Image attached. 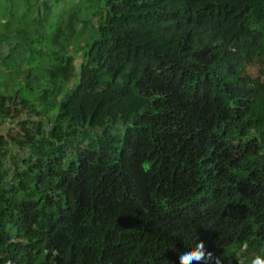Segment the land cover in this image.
Segmentation results:
<instances>
[{"label": "trees", "instance_id": "16d2710c", "mask_svg": "<svg viewBox=\"0 0 264 264\" xmlns=\"http://www.w3.org/2000/svg\"><path fill=\"white\" fill-rule=\"evenodd\" d=\"M59 1L0 0V123L36 119L0 134V264L264 256V0H85L64 24Z\"/></svg>", "mask_w": 264, "mask_h": 264}, {"label": "rangeland", "instance_id": "374dc122", "mask_svg": "<svg viewBox=\"0 0 264 264\" xmlns=\"http://www.w3.org/2000/svg\"><path fill=\"white\" fill-rule=\"evenodd\" d=\"M85 3H86V5H85ZM90 4L88 3V1H85V0H61L57 3L56 6H54L53 14L60 16L61 19L59 21H61V23L64 24L63 22L66 21V18L70 14V12L73 11L75 9V7L79 6L81 8L79 18L86 19V17L88 15L85 16V13L90 11V9H91ZM91 21L94 22L95 17H91ZM77 26L80 29L81 24H77ZM86 31H87V29H83L82 33L86 34ZM64 40L66 42H70L72 39L70 37H68V38H64ZM0 44L2 45L1 53H0V78L1 77L3 78L2 73L5 72L4 66L7 65L8 63H11L13 58H16L17 48L13 52H9L7 50L9 44L14 45V40L12 37L5 38V42L2 41ZM65 45H66V50H67L68 54L73 59V62L75 64L74 71H75V74H77V70H78L77 64L81 60V51L78 50L77 48H74V46H71L70 44L68 45L66 43ZM31 48H35V46L32 45ZM246 68H247V73L249 75H251L253 77H258L260 80H262L264 82V65H263L261 60L250 61V63L247 65ZM23 77H24L23 72H18L15 79H13L11 81L9 80V85L10 86L12 85L14 88H17L18 87L17 82L21 83L23 81ZM75 79L76 78L74 75L73 81ZM70 85H71L70 81L66 82L63 85V90L67 91L70 88ZM33 91H34V93L32 94L31 101L34 103V102H36L35 98H36L37 94H35V93L37 90L33 89ZM37 93H39V91ZM52 98L53 97L51 95L46 94V100L49 101ZM29 108L30 107H21V106L16 107V110L12 111L11 117L7 118L9 120L10 126L7 127V129H6L3 126L4 125L3 122L0 123L2 125V127L0 128V131H1L0 134H3L5 131H9V133L14 135L16 132V125L18 124L19 121H22V120L28 121V126L31 128H34L35 127L34 121H36V119L34 117L33 110H30ZM88 136H89V132H87V131L83 132V133H77L74 136V138H72L71 140H72V142L79 140V141H82V143H85L88 140ZM10 149H9L8 153L6 154V157L9 160H16L17 158L20 157L21 153H18L17 150H13V149L10 150Z\"/></svg>", "mask_w": 264, "mask_h": 264}, {"label": "clouds", "instance_id": "9594fccd", "mask_svg": "<svg viewBox=\"0 0 264 264\" xmlns=\"http://www.w3.org/2000/svg\"><path fill=\"white\" fill-rule=\"evenodd\" d=\"M179 264H222V258L207 250L203 240H198L193 247L179 254ZM248 264H264V256L253 255Z\"/></svg>", "mask_w": 264, "mask_h": 264}, {"label": "built area", "instance_id": "2783aa9c", "mask_svg": "<svg viewBox=\"0 0 264 264\" xmlns=\"http://www.w3.org/2000/svg\"><path fill=\"white\" fill-rule=\"evenodd\" d=\"M4 126L7 128L10 126L9 124V120L7 118L4 119V122H3Z\"/></svg>", "mask_w": 264, "mask_h": 264}, {"label": "crops", "instance_id": "0c3cea01", "mask_svg": "<svg viewBox=\"0 0 264 264\" xmlns=\"http://www.w3.org/2000/svg\"><path fill=\"white\" fill-rule=\"evenodd\" d=\"M0 53H1V49H0ZM2 127V125H0V128ZM1 132V131H0Z\"/></svg>", "mask_w": 264, "mask_h": 264}]
</instances>
